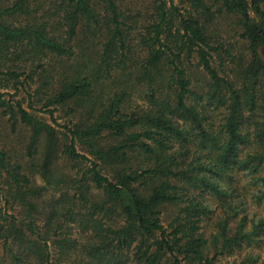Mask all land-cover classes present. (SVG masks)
<instances>
[{
  "label": "trees",
  "instance_id": "trees-1",
  "mask_svg": "<svg viewBox=\"0 0 264 264\" xmlns=\"http://www.w3.org/2000/svg\"><path fill=\"white\" fill-rule=\"evenodd\" d=\"M217 16L235 18L236 53ZM0 90L11 132L29 131L18 155L0 148V264H248L264 251V0H0ZM20 92L29 110L77 120L58 131Z\"/></svg>",
  "mask_w": 264,
  "mask_h": 264
},
{
  "label": "rangeland",
  "instance_id": "rangeland-1",
  "mask_svg": "<svg viewBox=\"0 0 264 264\" xmlns=\"http://www.w3.org/2000/svg\"><path fill=\"white\" fill-rule=\"evenodd\" d=\"M175 2L177 3V0H175ZM139 4H135L132 5L131 7L133 9H140L144 12V14L148 13V9L146 8L147 5L145 4V2L141 1L138 2ZM235 18L233 19V17H218L217 19L214 21V23L211 26V30L215 33V35L217 36L216 38L225 45V46H231L230 48L233 49V52L236 53L237 51L240 50L241 47V43L238 42V37L236 35V31H235ZM195 60H192V62H194ZM195 63V62H194ZM188 67V66H187ZM193 70H188V72L190 73ZM192 75V79L193 82L195 83V85H200V82L203 77L201 76V73H198L197 71H195V73L191 72ZM197 78L198 81L197 82ZM197 82V83H196ZM32 89H35V87H33ZM1 92H4L6 90H0ZM11 95H14L13 91H10ZM14 100H18L21 101L22 105L24 108H26L28 111L33 112L34 115L46 122L47 124H49L51 127H53L54 129L58 130V131H63L61 128L56 127V125H69L70 122L75 123L76 116H73L71 114H67V107H57L56 109H54V107H50V109H53L55 112L53 114V120L49 119V115L47 113H45L46 108H43L44 102H33L32 107H34L36 110L32 111L29 110L28 107V97L26 96V94L24 92H20L17 96L13 97ZM5 99H11L9 96H5ZM196 105H197V99H191ZM196 101V102H195ZM141 100L138 96H133L130 99V103H132V106L137 105L138 103H140ZM202 110L203 113L205 115L208 116V123L211 124L215 129L219 127L220 123H221V117L222 115L220 113H218L217 111H213L211 108L207 107L206 104L203 103ZM53 121H55L53 123ZM70 126V125H69ZM28 137H29V131L27 129H25L23 126L18 125L17 126V130L15 133L11 132L10 130V123L7 121V117H2L0 115V148L4 149L6 148V150H9L11 153H17V155L19 154V152L23 151L25 145H27L28 143ZM103 144H110V140L107 141L106 139L104 141H102ZM83 153H85L83 151ZM16 155V156H17ZM15 156V157H16ZM65 166L67 168V164L62 163V166L60 165V169L62 168L63 170H65V168L63 167ZM244 178L241 179V183H245ZM39 184H43V182L41 180H38ZM195 197L200 196L198 199H204L205 203H207L210 207H215L216 206V199L215 197H209L207 194H200L199 191L194 193ZM246 201L251 204V200L246 199ZM251 211H257L258 214H261V211L258 209H251ZM175 213V212H174ZM173 215V210L171 208H168L167 210L163 211V223L164 225H167V223L171 220V217ZM262 216H264V213H262ZM72 236L76 239H78L79 243H85L88 234L82 233L80 231V229L74 227L72 229ZM246 253V251H244L242 253V255H244ZM77 253H72L69 255L68 258L65 259V262L70 259L73 258L74 256H76ZM251 262H249L248 264H264V251L263 250H258V249H253L252 254H251ZM219 264H240V261L238 259L237 256H225L221 258V261H219Z\"/></svg>",
  "mask_w": 264,
  "mask_h": 264
}]
</instances>
